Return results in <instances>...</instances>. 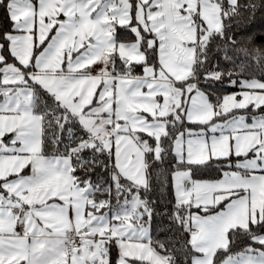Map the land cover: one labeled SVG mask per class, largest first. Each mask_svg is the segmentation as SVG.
Here are the masks:
<instances>
[{"label": "snow or ice", "instance_id": "snow-or-ice-1", "mask_svg": "<svg viewBox=\"0 0 264 264\" xmlns=\"http://www.w3.org/2000/svg\"><path fill=\"white\" fill-rule=\"evenodd\" d=\"M0 9V264H264V0Z\"/></svg>", "mask_w": 264, "mask_h": 264}, {"label": "trees", "instance_id": "trees-1", "mask_svg": "<svg viewBox=\"0 0 264 264\" xmlns=\"http://www.w3.org/2000/svg\"><path fill=\"white\" fill-rule=\"evenodd\" d=\"M2 17L3 9H0V18ZM247 30L256 32L257 34L264 32V16H262V14L258 12L255 22L249 25ZM205 178H207V176H205Z\"/></svg>", "mask_w": 264, "mask_h": 264}]
</instances>
